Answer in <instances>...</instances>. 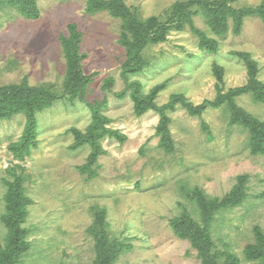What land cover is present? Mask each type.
Wrapping results in <instances>:
<instances>
[{"label": "rangeland", "instance_id": "rangeland-1", "mask_svg": "<svg viewBox=\"0 0 264 264\" xmlns=\"http://www.w3.org/2000/svg\"><path fill=\"white\" fill-rule=\"evenodd\" d=\"M90 1L36 0L38 16L28 18L11 0H0V86L26 80L66 96L36 113V145L23 159L14 158L9 145L22 136L25 117L0 121V245L8 234L1 220L4 182L20 177L31 203L24 222L29 246L17 264H95L96 234L101 231L118 253L113 264H201L191 241L176 236L171 226L174 219L186 217L202 228L208 225L210 250L219 256L218 263L262 264L248 259L245 251L264 240V155L250 153L247 132L229 125L225 104L213 106L218 94L248 82L237 53L249 54L257 80L264 83L262 21L247 17L235 33L230 18L217 35L199 4L189 7L192 26L170 24L175 2L191 0H123L138 20L156 17L160 28L169 26L163 40L142 48L145 65L130 74L125 72L129 55L121 34L131 39L133 33L108 11L88 12ZM224 1L239 9L262 0ZM73 25L80 34L79 66L89 78L85 100L106 98V127L126 136L123 143L101 141L98 175L92 179L79 169L88 162L91 148H72L73 130L84 133L91 113L85 102L70 99L63 86L67 63L61 40L71 36ZM199 32L213 40L214 51L204 46ZM126 82H137L143 94L163 85L155 99L158 106L172 95H183L195 106L205 104L200 117L180 106L168 110L172 153L160 146L159 115L151 110L137 115ZM123 91L126 97L117 98ZM235 103L264 121V104L251 94L236 96ZM202 123L208 125L210 138ZM241 175L246 176L241 203L219 208L208 218L203 215L196 191L221 200Z\"/></svg>", "mask_w": 264, "mask_h": 264}, {"label": "trees", "instance_id": "trees-1", "mask_svg": "<svg viewBox=\"0 0 264 264\" xmlns=\"http://www.w3.org/2000/svg\"><path fill=\"white\" fill-rule=\"evenodd\" d=\"M199 4L203 11L207 25L218 35L227 29L228 20H233V31L239 33L243 21L247 17H257L264 25V0L255 7L234 8L224 0L210 2L207 0H191L188 3L177 1L172 7L173 18L170 24L177 27L186 25L192 26V14L189 7ZM14 6L22 15L28 18L38 16L36 0H11ZM88 12L108 11L114 17L121 18L128 31H131L132 38H128L126 33L121 34V42L128 50L129 62L125 66V72L134 74L140 72L144 65L145 59L141 55V50L149 43H156L164 39L166 30L158 21V18L152 17L147 20H138L134 13L124 4L123 0H93L88 3ZM71 36L63 37L61 40L64 56L67 63V73L64 79L65 93L70 95V99H78L85 102L90 110L92 121L83 133L79 130H73L75 144L73 149L88 145L91 152L88 162L79 166L82 174H86L88 179L95 178L96 159L102 153L101 141L104 138H110L123 143L126 136L117 130L106 127L108 119L103 114V109L107 105V99L94 103L86 102V87L89 84V78L83 75L79 66V42L80 34L75 31V25L70 27ZM201 42L209 51H214L213 40L205 35L198 33ZM130 39V40H129ZM237 56L243 60L248 72V82L245 86L229 90L228 93L218 94V101L213 104L214 107L225 104L229 112V125L242 127L248 134V147L252 155H264V121H261L247 111L240 108L235 103V97L241 94H251L254 101L264 104V83L256 78L257 67L247 53H237ZM126 79V77H125ZM110 85V82H107ZM130 89L129 97L134 103V111L137 115H142L147 111H154L159 115L157 134L161 136L160 146L168 153L174 150L173 141L169 131L170 118L168 110L172 111L176 106H180L187 111L190 116L200 117L205 109V104L193 105L183 95H172L168 103L158 106L155 99L163 85L154 86L148 94L141 92V86L137 82H126ZM126 91L117 94V98L124 99ZM64 94H59L45 86H32L26 80L20 83H12L0 86V121L9 119L17 114L25 117L24 131L18 142L11 143L9 149L12 151L14 158L23 159L29 155L30 150L35 147V136L37 132L36 113L53 105L54 102L64 99ZM203 130L211 136L208 125L202 123ZM246 176L238 177V182L232 191L226 194L221 200L207 199L199 190V206L202 214H209L219 208L233 207L241 203L246 192L244 183ZM6 193L5 213L1 216L8 234L4 246L0 245V264H17L19 257L26 251L29 246L27 237L29 230L24 226L28 215V205L31 203L24 195L22 179L16 177L13 181H5ZM102 222V221H100ZM171 226L174 233L179 238L189 239L192 246L198 251V257L201 264H220L218 263L215 253H211V241L209 239L208 225L203 228L193 222L190 218H177L172 221ZM101 231L96 234L97 245L95 264H113L117 259L115 246L108 242L107 238ZM102 238V239H101ZM246 257L250 260H260L264 264V240L261 244L249 245L246 247ZM229 264H232L229 263Z\"/></svg>", "mask_w": 264, "mask_h": 264}]
</instances>
